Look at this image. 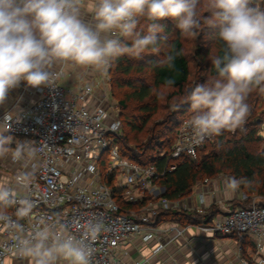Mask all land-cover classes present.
I'll return each mask as SVG.
<instances>
[{"label":"clouds","instance_id":"clouds-1","mask_svg":"<svg viewBox=\"0 0 264 264\" xmlns=\"http://www.w3.org/2000/svg\"><path fill=\"white\" fill-rule=\"evenodd\" d=\"M166 19L184 36H195L202 24L217 29L209 74L182 101L190 105L186 124L195 142L242 130L252 111L248 97L264 95V0H0V105L21 84L54 88L62 75L58 66L104 72L125 55L161 56L156 65L168 73L163 86H174L184 50L165 33ZM16 115L6 112L0 123L7 127ZM3 145L0 137V155ZM36 151L22 142L12 155ZM253 182L232 176L227 187L235 191ZM32 183L28 173L16 177L21 189ZM11 197V190L0 189V226L7 225L19 256L31 264H92L98 224L79 236L48 218L29 224L34 202L26 198L13 218Z\"/></svg>","mask_w":264,"mask_h":264},{"label":"built area","instance_id":"built-area-1","mask_svg":"<svg viewBox=\"0 0 264 264\" xmlns=\"http://www.w3.org/2000/svg\"><path fill=\"white\" fill-rule=\"evenodd\" d=\"M70 67L55 69L62 75L54 88L34 89L21 84L11 92L13 98L9 105L0 110V122L6 112L17 114L7 127L0 123V137L6 149L0 155V176L4 182L1 189L12 192L11 204L7 206L12 211L8 213L15 218L17 208L30 198L34 207L29 224L48 218L78 236L89 224H98L100 231L92 240V264H121L120 249L135 237L143 243L157 241L151 256L154 258L193 228L209 236L239 241L253 239L258 251L256 264H264V256L260 255L264 239V202L237 209L220 205L207 208L206 193L195 192L200 186H208L209 179L196 184L192 193L199 201L196 206H191L192 195L170 201L161 197L163 189L157 187L166 173L175 171L177 160L183 157L197 160L199 152L216 137L196 143L185 120L163 169L131 162L116 146L122 136V123L106 96L108 71L91 80L81 76L73 81ZM63 81L68 85H63ZM22 142L37 149L36 154L26 152L14 159L12 153ZM21 173L32 176L30 188L21 189L16 184V177ZM118 197L128 208L118 203ZM213 206L218 207V213L208 222L189 226L158 223L162 212H196L205 216ZM162 233L174 236L164 240ZM7 258L25 259L15 251L7 225H3L0 226V264H7ZM241 263L251 264L245 258Z\"/></svg>","mask_w":264,"mask_h":264},{"label":"trees","instance_id":"trees-1","mask_svg":"<svg viewBox=\"0 0 264 264\" xmlns=\"http://www.w3.org/2000/svg\"><path fill=\"white\" fill-rule=\"evenodd\" d=\"M203 9L204 7L201 8V13ZM161 23L165 26V33L169 39L184 50L183 35L175 27L174 22L166 19ZM215 39L216 45L217 36ZM160 58L162 57L152 54H145L140 59L125 55L109 68L108 75L111 93L116 97L115 90L124 91L118 99L124 121L121 115L119 120L122 123V129L125 127L124 122L128 123L130 129L125 136L116 141L120 154L140 166L153 165L163 169L174 147L176 134L186 120L180 122L176 117L179 114H186L189 104L180 107L178 111L174 110L173 114H166L153 123V119L162 109L156 89L160 86L169 88L163 86V79L168 75L167 71L156 65V61ZM177 65L180 71L175 85L169 89L184 91L192 74L190 60L185 52L183 57L177 60ZM210 68L211 66L209 70ZM259 123L261 122L257 119L245 124L242 130L238 129L234 133H225L223 136L216 137L199 152L197 160L189 157L177 160L175 171L166 173L165 177L157 183V187L163 189L161 197L170 201L190 197L197 183L215 179L224 174L228 177H246L253 180L250 186L241 185L239 190L243 191L248 198L264 197V150H259L257 146L258 143L264 142V138L259 134ZM119 194L121 195L120 192ZM117 200L123 207L128 208L129 205L127 206L121 197ZM217 209V206L211 207L205 216H200L196 212H162L157 219L159 224L178 223L189 226L208 222L218 213ZM7 211L12 210L7 207Z\"/></svg>","mask_w":264,"mask_h":264},{"label":"crops","instance_id":"crops-1","mask_svg":"<svg viewBox=\"0 0 264 264\" xmlns=\"http://www.w3.org/2000/svg\"><path fill=\"white\" fill-rule=\"evenodd\" d=\"M71 71L86 75L87 80L103 76L107 72L94 71L91 69H82L72 67ZM71 80L77 78L71 77ZM79 78V77H78ZM78 80V79H77ZM13 94L10 93L4 105H0V110L6 108ZM0 176V189L4 182ZM206 193V207L220 205L224 208H230L229 202L237 199L239 201L247 199V195L242 191L231 190L227 187V182L221 180L212 181L208 186H200L196 193ZM191 206L199 205L197 196L192 195ZM164 240L172 238L174 235L169 233L161 234ZM157 241L143 243L141 239L135 237L125 243L119 251L121 264H136V262H146V264H242V259H247L251 264H256L257 248L253 239L245 238L239 241L236 238H222L218 236L206 235L198 232L195 228L189 229L185 236L169 244L165 250L156 257L153 255V249L157 246ZM263 250L260 255L264 256V239ZM150 259V260H149ZM7 264H31L25 259L7 258Z\"/></svg>","mask_w":264,"mask_h":264},{"label":"rangeland","instance_id":"rangeland-1","mask_svg":"<svg viewBox=\"0 0 264 264\" xmlns=\"http://www.w3.org/2000/svg\"><path fill=\"white\" fill-rule=\"evenodd\" d=\"M207 0L203 1V4L206 5ZM207 13V8L206 6L203 9L202 15ZM216 32L217 29L206 26L203 24L201 26V29L197 31L195 36H184L183 35V40H184V52L186 56L189 57L190 60V68H191V76L188 82V85L185 87L184 91H178L175 89H169V88H164V87H158L156 90L158 92V95L160 96V101L159 104L161 105V110L157 114V116L153 119V123L156 122L158 119L161 117H164L166 114H173L174 108L173 106L176 104H181L185 95L187 94L188 90L197 82H204V80L207 78L209 74V67L211 66L210 61L208 60V55L211 51V49L215 46V41H216ZM109 71V69L107 70ZM106 71V72H107ZM69 72L71 76L74 78L78 77L80 78L82 76L83 79H87L88 77L84 74H77L78 72L74 71V73L71 71V67L69 68ZM72 78H70L71 80ZM63 85H68L67 81L62 82ZM127 91V89H124ZM116 91V97L111 93L110 89H107V94L106 96L109 97L110 99V104L112 107H114L117 115H121V118L124 117L123 111L118 105V99L119 96L121 97L124 93V91L121 90H115ZM247 102L252 108L251 114L248 118V121L246 124L254 122V120H259V134L262 138H264V95L258 94V93H253L248 97ZM184 105H187V103H182L183 107ZM188 112L184 115L179 114L176 118L182 122L183 120L187 119V117L191 114L190 113V105ZM124 121V118H123ZM125 123V127L122 129V136H125L129 132V126L128 123ZM121 136V137H122ZM258 149L263 151L264 150V142L258 143ZM9 175V174H8ZM230 177H228L226 174L220 175L215 179H209V183H212V181L215 180H221L227 182ZM208 183V184H209ZM243 192V191H242ZM196 193V192H195ZM193 194L195 196L196 194ZM244 193V192H243ZM264 202V197H249L245 200H237L234 199L229 202L230 208H236V207H246L250 206L252 204H257V203H263ZM239 238V237H237Z\"/></svg>","mask_w":264,"mask_h":264}]
</instances>
